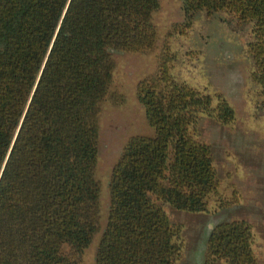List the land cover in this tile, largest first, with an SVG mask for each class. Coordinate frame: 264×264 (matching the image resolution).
I'll return each instance as SVG.
<instances>
[{"label":"trees","instance_id":"trees-1","mask_svg":"<svg viewBox=\"0 0 264 264\" xmlns=\"http://www.w3.org/2000/svg\"><path fill=\"white\" fill-rule=\"evenodd\" d=\"M188 21L226 12L253 25L249 45L264 93V0H181ZM158 0H0V264H84L100 231L96 179L100 115L112 90L114 53L159 45ZM168 46L137 87L153 136L131 138L113 168L110 210L96 264H177L184 243L164 206L207 212L221 184L198 113L234 119L171 74ZM259 264L252 227L217 225L203 264Z\"/></svg>","mask_w":264,"mask_h":264},{"label":"rangeland","instance_id":"rangeland-1","mask_svg":"<svg viewBox=\"0 0 264 264\" xmlns=\"http://www.w3.org/2000/svg\"><path fill=\"white\" fill-rule=\"evenodd\" d=\"M158 1L159 9L153 14L160 36L157 48L144 54L114 53L112 90L124 102L106 101L101 109L96 169L101 185L100 231L84 253V264H96L110 210L112 171L124 147L135 136L155 134L137 87L156 73L165 46L170 49L171 74L177 81L210 96L215 106L223 100L234 113L229 124L206 113L197 115L196 136L212 150L220 197L213 198L203 213L164 206L172 224L181 228L184 248L177 264H203L212 231L226 222H246L252 227L254 254L264 264V93L253 79L256 66L249 52L253 25L240 24L226 12L212 16L200 12L190 23L181 0Z\"/></svg>","mask_w":264,"mask_h":264}]
</instances>
